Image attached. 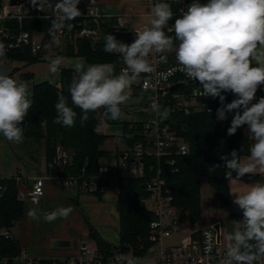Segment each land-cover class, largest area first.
<instances>
[{
	"label": "clouds",
	"instance_id": "9594fccd",
	"mask_svg": "<svg viewBox=\"0 0 264 264\" xmlns=\"http://www.w3.org/2000/svg\"><path fill=\"white\" fill-rule=\"evenodd\" d=\"M182 2V0H174ZM40 11L49 8L54 16L48 29L53 43H58L57 33L71 28L68 23L82 15L80 0H31ZM150 24L136 33L130 44L123 43L112 34L104 37L103 50L119 54L125 65L119 74L111 63L86 65L77 62L69 85L71 104L81 111L80 123L89 119L90 112L104 109V116L120 119V105L129 99L132 84L141 76H155L167 80L175 71H181L189 79L197 81L199 88L194 95L218 98L221 107L216 110V119L227 120L234 113L229 136L247 125L249 154L242 159L236 150L220 156L223 164H213L209 173L221 166L224 179L229 183L233 204L242 211V219L234 221V229L226 236V250L218 264H259L264 260V182L242 186L238 182L248 174L264 173V96L258 100V89L264 85V0H192L186 10L175 18L166 0H156L150 13ZM174 52L178 67L158 72L151 58L167 64L166 53ZM6 48L0 43V57ZM63 58L50 59L49 71H59ZM147 87V85H146ZM235 96L224 103V93ZM26 84L20 83L4 71H0V135L9 142L21 143L24 139L22 123L29 114L33 101ZM255 101V102H254ZM152 110L161 118L168 112L161 111L158 100L153 99ZM53 123L72 127L77 113L69 106L68 99L60 95L55 104ZM72 206L58 207L51 212L29 209L30 219L51 223L58 218L67 219ZM129 264H135L130 261Z\"/></svg>",
	"mask_w": 264,
	"mask_h": 264
},
{
	"label": "trees",
	"instance_id": "16d2710c",
	"mask_svg": "<svg viewBox=\"0 0 264 264\" xmlns=\"http://www.w3.org/2000/svg\"><path fill=\"white\" fill-rule=\"evenodd\" d=\"M192 2V0H188ZM207 0H200V2ZM167 2V0H166ZM45 24L31 23L24 26L28 31H42ZM102 25V30L106 29ZM123 31H128L125 27ZM104 37L100 42L92 44L90 40L79 39L74 44H67L64 54L67 56L81 57L88 64L111 63L115 67V74L125 65L119 54L107 53L103 50ZM9 57L13 63L24 62L26 66L40 61L39 56H32L28 51L10 52ZM175 59L174 52L170 56ZM19 69L14 67L13 72ZM74 70L59 69L60 86L55 87L48 82H40L32 86V107L28 116L22 123L24 127V139L27 144L44 147L45 161L50 164L55 155L56 147L61 146L70 153V162L62 168L47 166V171L53 176L78 177L81 171L84 176L97 174L98 163L120 158L122 154H114L102 149L108 137L98 134L97 126L100 121L97 111L90 112L89 119L80 123L81 111L71 104L69 85L73 78ZM264 92V85L257 93ZM60 95L68 99L70 107L76 111V122L72 127L53 123L56 116L55 104ZM215 107L212 112L197 111L191 109L186 113L183 109L172 110L168 113L166 123L177 136L188 144V153L183 156L171 157L173 165L164 164V177L171 190L173 204L179 209L180 214L188 216L191 223L201 220V181L205 180L218 199L219 207L225 208L230 203L228 182L224 179L225 169L221 166L215 172L209 173L208 168L213 164H223L220 159L222 154L228 155L236 150L241 158L249 154L250 141L239 128L234 135L229 136L227 129L230 127L234 113H228L227 120L216 119ZM127 149H133L137 144H144L142 124H123L121 136ZM146 165L151 160L144 159ZM256 177L245 175L240 180L252 182ZM145 180L124 178L118 180L119 195L117 200V212L119 215V242L118 245H110L104 241L92 228L89 231L90 238L95 241L97 255L101 258L100 264H125L110 261L115 254L126 255L131 253L135 258L144 256L154 245L149 240V225L155 220L154 215L148 209L144 199L148 194L145 190ZM108 183H106L105 187ZM0 186L4 189L0 192V259H12L21 252L16 239L11 234V229L23 216L24 202L18 198L19 186L14 178L0 180ZM103 189L97 181L95 194L99 199L103 195ZM6 232L7 235L2 234ZM196 239L195 236H193ZM39 264H52L42 261ZM85 264H98L95 260Z\"/></svg>",
	"mask_w": 264,
	"mask_h": 264
},
{
	"label": "built area",
	"instance_id": "2783aa9c",
	"mask_svg": "<svg viewBox=\"0 0 264 264\" xmlns=\"http://www.w3.org/2000/svg\"><path fill=\"white\" fill-rule=\"evenodd\" d=\"M16 1H18L17 4H12V0H0V43H3L6 48L5 56L0 57V71H4L12 78L14 67H12L13 61L9 57L10 52H24L26 50L30 55L39 56L42 59L45 48L53 44L48 32L51 20L45 19V17H53V11L49 8L40 11L32 5L31 0ZM143 1L150 2L151 7L156 2V0ZM52 2L55 3L57 0H52ZM167 2L171 4L174 13L173 19L169 21L170 27L175 18L181 15L182 10H186L187 5L192 2L188 0H182V2L167 0ZM78 8L82 15L68 22L72 24L70 29L65 28L62 32L57 33L58 42H63L66 45L74 44L79 39L90 40L96 36L101 37L105 35L106 30L123 31L126 26L123 16L108 15L99 7ZM35 22L46 26L42 31L24 29V26ZM103 24L107 25L105 30H102ZM144 27L146 26L139 30ZM172 53H166L167 64L159 63L157 57L151 58L158 72L169 71L178 67L177 61L170 59ZM138 79L139 88L145 93L148 105L151 107L153 99H156L160 104L161 111L166 110L169 113L172 110L183 109L188 113L194 109L212 112L215 107H221L218 98L194 95V90L199 88V83L189 79L181 71L177 70L167 80L161 79L159 82L155 76L149 78L147 74H141ZM176 84L181 86L171 92L170 87ZM224 95L226 96L225 104L235 99V96L230 92L224 93ZM261 96H264V92L256 94L257 100ZM142 135L144 144H137L133 149H127L122 153L124 156L121 155L119 159L113 158L98 163L96 175L86 177L82 170L78 177L57 176L60 185L65 189L73 188L87 193H95L97 181L104 191L105 185L110 179H117V181L120 178L145 180V190L148 196L144 201L155 217V220L149 225V240L154 243L153 246L158 247L157 252L152 256L153 264H218V261L225 254L226 240L222 239L220 230H215V225L203 229L196 240L187 239L176 246H164V241L170 238L173 232L181 229V214L173 204L172 193L163 173L164 164L173 165L174 160H171V157H174L173 155H186L189 149L188 144L168 126L166 118H161L157 114L143 122ZM70 159V153L61 146H57L56 155L47 166L49 168H62L70 162ZM144 159L151 160L150 165L149 162L146 165ZM3 189L0 186V192ZM43 194L44 178L39 177L27 191H19L18 198L21 201L38 203ZM1 233L7 235L4 231ZM100 259L97 250L90 251L84 248L77 259L67 264H85L94 260L100 264ZM136 259L131 253L126 255L118 253L110 258V261L129 264L130 261L135 262ZM0 264L36 263L25 251L21 250L20 254L12 259H0ZM259 264H264V260H261Z\"/></svg>",
	"mask_w": 264,
	"mask_h": 264
},
{
	"label": "crops",
	"instance_id": "0c3cea01",
	"mask_svg": "<svg viewBox=\"0 0 264 264\" xmlns=\"http://www.w3.org/2000/svg\"><path fill=\"white\" fill-rule=\"evenodd\" d=\"M88 6L99 7L108 15L123 16L126 21L125 27L128 31H137L141 27H147L150 24L149 13L151 4L148 1L80 0L78 4V7ZM65 49L56 51V54L48 58H46L47 55L44 50L42 59L38 63L27 66V68L24 67L23 70L19 68L17 72H13V78L18 82H22V79L24 81L27 80L32 85L48 82L55 87H59V71L53 74L49 71V65H41L40 63L60 56L63 58V62L59 69L74 70L75 64L80 61L89 65L84 58L65 55ZM120 108L122 115L118 120H111L105 117L104 109L97 111V118L100 121L97 126V132L108 137L102 149L112 155L122 154L127 151L126 145L121 140L123 124H129L132 127L134 124H143L146 119L156 114L148 105L145 93L139 88V79L132 84L129 99L120 105ZM240 129L249 138L247 125L240 127ZM118 141L123 144L120 145ZM249 141L251 145L253 141ZM108 144H110V147L107 146ZM246 157L244 156L242 159ZM248 175L256 178L252 182L240 180L238 183L242 186H247L257 182H264V173L257 172ZM39 177L44 178V194L42 198L38 203L23 201V216L11 229V234L17 240L21 250L25 251L36 264L42 261L51 262L52 264H67L77 259L84 248L95 251L97 249L96 243L89 235L91 228L108 244L112 246L118 245L119 215L117 212V200L119 188L117 179L108 181L101 199L93 193L83 192L79 189H65L60 185L57 176L48 173L43 145L34 146L27 144L25 141L21 143L9 142L3 135H0V180L14 178L17 180L19 191L25 192ZM230 187H234V185L230 186L228 183L229 195ZM233 199L234 197L230 195V203L225 208L231 217L233 216L240 220L242 217L236 215L239 208L233 204ZM61 206L73 207V212L67 219L58 218L48 223L44 221L42 216L39 221H36L30 219L27 215L29 209L32 208H37L43 213L51 212ZM200 222H202V208L201 221L198 224ZM211 225H218L222 239L226 240L227 234L222 230V223L219 220L201 223V227L188 239H194L193 236L198 239L200 232ZM54 240H67L71 245L69 248H53L51 243ZM170 246L166 245V247ZM156 248L158 247L153 246L149 249L151 254L149 258L151 260Z\"/></svg>",
	"mask_w": 264,
	"mask_h": 264
},
{
	"label": "rangeland",
	"instance_id": "374dc122",
	"mask_svg": "<svg viewBox=\"0 0 264 264\" xmlns=\"http://www.w3.org/2000/svg\"><path fill=\"white\" fill-rule=\"evenodd\" d=\"M102 39L100 36H96L92 39H90L92 44L100 42ZM66 48V44L63 42L53 43L51 45H48L45 48V53L47 55L46 58L53 56V54H56V51L62 50ZM50 61H44L40 63L41 65H49ZM39 65V64H38ZM31 66V65H29ZM12 67L20 68V70H23L24 67L27 68L24 62H16L12 64ZM21 82V81H20ZM29 81L22 79L21 83H24L27 85L30 93L32 91V83H28ZM121 144H123L121 141H118ZM107 146L110 147V144ZM108 147V148H109ZM121 147V146H120ZM113 149V148H110ZM201 208H202V222L200 224L197 223H191L188 216L185 214L180 215V224L181 229L173 232L171 237L166 239L164 241V245L166 246H175L182 241L187 240L189 237L192 236V234L197 231L201 227V223H207L208 221L212 220H219L222 223V230L227 235L233 231L234 229V221H237L238 218L231 217L229 215V212L226 208H220L218 199L215 196L214 192L210 189V187L207 185L206 181H201ZM201 221V220H200ZM155 247V246H154ZM157 252V248H156ZM155 252V253H156ZM154 253V254H155ZM149 250L146 252L144 256H140L136 259L135 264H153V261L149 258Z\"/></svg>",
	"mask_w": 264,
	"mask_h": 264
},
{
	"label": "water",
	"instance_id": "95a60500",
	"mask_svg": "<svg viewBox=\"0 0 264 264\" xmlns=\"http://www.w3.org/2000/svg\"><path fill=\"white\" fill-rule=\"evenodd\" d=\"M17 3H18V1L12 0V4H17ZM135 32L136 31H112V30H106L105 31V35L112 34V35H114L116 37L117 40H119V41H121L123 43H126V44H130L135 39V36H136ZM180 86H181L180 84L173 85V86L170 87V91L174 92ZM123 156L124 155H122V157ZM236 215L242 217V211L239 209L236 212ZM214 228H215V230L219 231V226L218 225H215ZM70 245H71V243L69 241H67V240H54L51 243V246L53 248H69Z\"/></svg>",
	"mask_w": 264,
	"mask_h": 264
}]
</instances>
